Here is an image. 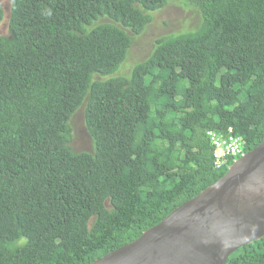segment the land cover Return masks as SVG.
I'll return each mask as SVG.
<instances>
[{
  "label": "trees",
  "instance_id": "trees-1",
  "mask_svg": "<svg viewBox=\"0 0 264 264\" xmlns=\"http://www.w3.org/2000/svg\"><path fill=\"white\" fill-rule=\"evenodd\" d=\"M172 0H11L0 37V264H93L264 141V0H184L197 30L115 77ZM5 12L0 4V26ZM108 19L113 24L95 26ZM121 28H119V27ZM85 107L93 152L71 147ZM243 140L213 168L209 133ZM226 264H264V238Z\"/></svg>",
  "mask_w": 264,
  "mask_h": 264
},
{
  "label": "water",
  "instance_id": "water-1",
  "mask_svg": "<svg viewBox=\"0 0 264 264\" xmlns=\"http://www.w3.org/2000/svg\"><path fill=\"white\" fill-rule=\"evenodd\" d=\"M264 238V141L141 238L93 264H226Z\"/></svg>",
  "mask_w": 264,
  "mask_h": 264
},
{
  "label": "rangeland",
  "instance_id": "rangeland-1",
  "mask_svg": "<svg viewBox=\"0 0 264 264\" xmlns=\"http://www.w3.org/2000/svg\"><path fill=\"white\" fill-rule=\"evenodd\" d=\"M5 12V19L0 26V37L9 35V13L11 0H0ZM152 22L140 36H134L130 31L126 33L133 39L132 47L127 59L115 77L128 78L134 67L146 62L152 55L156 41L172 35H182L197 30L201 19L193 8L184 0H172L163 10L152 13ZM113 24L108 19L100 20L95 26ZM119 27V26H117ZM121 28V27H119ZM72 131L71 147L76 153L93 152V144L85 124V107H82L70 122Z\"/></svg>",
  "mask_w": 264,
  "mask_h": 264
},
{
  "label": "built area",
  "instance_id": "built-area-1",
  "mask_svg": "<svg viewBox=\"0 0 264 264\" xmlns=\"http://www.w3.org/2000/svg\"><path fill=\"white\" fill-rule=\"evenodd\" d=\"M209 137L214 147L213 151V168L216 171L223 169L228 165L231 159L241 156L243 153V140L233 135L229 131L228 135L220 133H209Z\"/></svg>",
  "mask_w": 264,
  "mask_h": 264
}]
</instances>
